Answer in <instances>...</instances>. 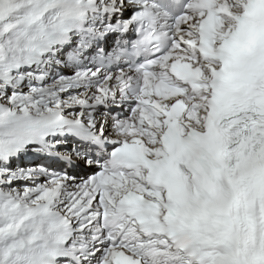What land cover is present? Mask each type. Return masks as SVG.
Here are the masks:
<instances>
[{
  "label": "snow or ice",
  "instance_id": "6c2138e0",
  "mask_svg": "<svg viewBox=\"0 0 264 264\" xmlns=\"http://www.w3.org/2000/svg\"><path fill=\"white\" fill-rule=\"evenodd\" d=\"M0 264H264V0H0Z\"/></svg>",
  "mask_w": 264,
  "mask_h": 264
}]
</instances>
